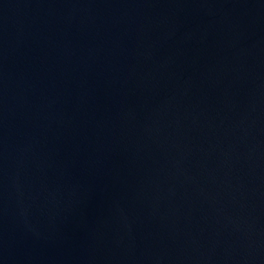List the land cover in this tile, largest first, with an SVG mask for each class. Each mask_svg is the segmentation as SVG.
I'll list each match as a JSON object with an SVG mask.
<instances>
[{"label": "water", "instance_id": "obj_1", "mask_svg": "<svg viewBox=\"0 0 264 264\" xmlns=\"http://www.w3.org/2000/svg\"><path fill=\"white\" fill-rule=\"evenodd\" d=\"M0 264H264V0H0Z\"/></svg>", "mask_w": 264, "mask_h": 264}]
</instances>
